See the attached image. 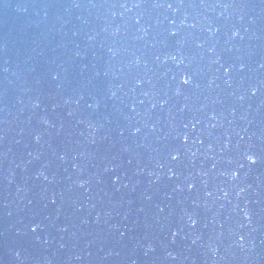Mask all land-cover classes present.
<instances>
[{
    "label": "water",
    "instance_id": "1",
    "mask_svg": "<svg viewBox=\"0 0 264 264\" xmlns=\"http://www.w3.org/2000/svg\"><path fill=\"white\" fill-rule=\"evenodd\" d=\"M0 264H264V0H0Z\"/></svg>",
    "mask_w": 264,
    "mask_h": 264
},
{
    "label": "snow or ice",
    "instance_id": "2",
    "mask_svg": "<svg viewBox=\"0 0 264 264\" xmlns=\"http://www.w3.org/2000/svg\"><path fill=\"white\" fill-rule=\"evenodd\" d=\"M186 83H187V81H186ZM33 231H35V229H33Z\"/></svg>",
    "mask_w": 264,
    "mask_h": 264
}]
</instances>
